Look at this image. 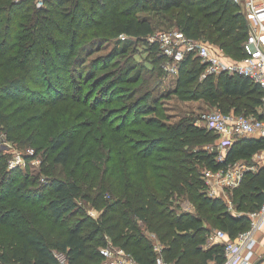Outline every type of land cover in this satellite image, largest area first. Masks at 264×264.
<instances>
[{
	"label": "trees",
	"instance_id": "1",
	"mask_svg": "<svg viewBox=\"0 0 264 264\" xmlns=\"http://www.w3.org/2000/svg\"><path fill=\"white\" fill-rule=\"evenodd\" d=\"M141 11L166 18L167 28L189 38L212 40L232 60L246 53L249 26L235 0H46L42 8L33 0H0V123L38 151L46 148L48 159L64 168L80 136L90 142L87 154L98 149L96 124L97 133L110 137L113 156L103 166L87 157L85 182L70 171L31 185L21 169H6L0 177V226L11 234L0 241V264H61L54 248L65 253L67 264H103L101 248L109 240L141 264H156L157 243L171 264H221L224 246L212 243L213 229L235 239L250 227L249 212L264 202V164L244 175L233 211L223 197L206 193L204 179L207 169L254 161L264 150V135L238 137L221 161L213 128L197 125L194 116L171 121L150 84L131 87L141 81L142 69L120 66L115 56L154 32L153 19ZM105 42H114L113 53L93 56ZM150 46L156 62L163 61L167 55L159 44ZM203 68L187 53L170 95L259 116L264 89L258 83L241 74L201 78ZM53 91V100L46 101ZM120 100L112 111L109 106ZM81 111L93 123L79 121ZM93 170L97 175L91 178ZM79 198L99 216L92 218ZM185 199L193 203L190 210L181 205Z\"/></svg>",
	"mask_w": 264,
	"mask_h": 264
},
{
	"label": "built area",
	"instance_id": "2",
	"mask_svg": "<svg viewBox=\"0 0 264 264\" xmlns=\"http://www.w3.org/2000/svg\"><path fill=\"white\" fill-rule=\"evenodd\" d=\"M235 1L241 4L242 12L249 26L248 38L244 45L246 51L244 57L236 61L225 60L221 55L212 52L207 41L189 38L182 31L174 29L157 35L164 53L170 55L173 60L169 64V72L177 75L180 62L187 53L191 52L200 59L204 66L201 78L217 77L223 74H241L251 78L264 89V0ZM258 112L259 116H248L217 109L204 114L201 119L202 124L200 121H197L196 124L200 126L205 124L216 131L220 137L219 147L222 150L219 159L224 161L225 152L238 137L251 134L264 135V99ZM27 155H19L12 166L22 165ZM261 156L259 158L262 160L259 165L264 164V156L263 158ZM259 165H250L246 161L239 160L216 170H205L206 193L210 196L228 198L226 190L238 188L246 172L256 170ZM229 202L231 205V201ZM188 208L186 207L184 210H190ZM249 216L250 227L240 232L235 239L228 237L222 229L215 230L213 240L224 246L225 259L221 264H254L258 245L264 247V239L258 237L259 232L264 229V202L258 210L249 212ZM113 246L122 256L114 258L112 257L114 249L102 247L101 252L105 256L103 264H141L122 247L114 244ZM156 249L159 252L156 264H171L161 252L162 245L157 243ZM57 257L61 264L67 262L66 256L63 259L58 255ZM207 264L220 263L210 260Z\"/></svg>",
	"mask_w": 264,
	"mask_h": 264
},
{
	"label": "rangeland",
	"instance_id": "3",
	"mask_svg": "<svg viewBox=\"0 0 264 264\" xmlns=\"http://www.w3.org/2000/svg\"><path fill=\"white\" fill-rule=\"evenodd\" d=\"M33 4L38 8H42L46 6V0H33ZM139 15L147 16L153 19L155 30L150 36L147 37V39L137 41L133 46V48L132 49L130 48L127 53L121 54L118 57L115 56L117 60L116 63H118L120 66L126 65L127 63H133L134 65H138V67L142 69L143 77L141 81L138 84H131V87L133 88L141 84L144 85V83H146V87H148V85L150 84L149 89L151 88L153 90L154 99L155 100L157 99L158 103L165 108L166 113L168 114L171 121L179 120L182 117L194 116L197 117L196 123L197 121L201 122L202 116L204 114H207L212 110H217L219 109V107H217L216 105H212L211 103H209L207 100L204 99L181 100L174 94L170 95V93L173 91L175 87V80H176V74L171 73L168 70L169 64L173 62L172 57L170 55H167L163 61H159L157 63L156 62L157 53L153 51V49L150 46L151 44H159L160 48L162 49L161 44L158 41L157 35L162 32L173 31L176 28H167L166 27L167 24L165 23L166 18L154 16L153 13L141 11ZM202 40L207 41L209 43L212 52L221 55L225 60L236 61V60H232L233 57H231L223 48L219 47L217 43H214L212 40H207V39H202ZM113 46H114V42H105L101 48H97V52L94 53L93 56L99 54L109 55L113 53ZM114 69H112V71H114ZM56 93L57 91H53L52 95L46 93L45 96L46 101L53 100V98L55 97L54 95ZM120 101L114 102L111 104V106H109L115 109V110L112 109V111L119 110L117 106L123 103L122 102L123 100ZM104 103L106 102L104 101ZM230 112H234V111L231 110ZM29 113H31L30 110L29 111L27 110V114ZM15 114H16L15 117H13L12 119L18 117V113ZM27 114L26 112H24V114L22 115L25 116ZM80 115L81 116L78 119L79 121H86L87 122L86 124L93 123V121L90 119L91 118L90 115L88 116V112L81 111ZM114 119L121 120V117L117 116ZM92 130L95 131L94 137L98 140L97 141L98 149L87 154L91 148L90 142L88 140L82 141V136H80L78 138L75 155L71 158L69 162V166L64 168L60 165L58 166L54 165L51 162V160L48 159V153L47 152L45 153L46 148L40 149L38 151L35 147L31 146V144L23 142L24 140L22 138L14 135L11 136L6 129V124L0 123V165L2 167V169L0 170V177H2V174L6 169L8 170L21 169L23 173H26V175L29 176L31 180V185L35 182L37 185L38 184L43 185V184H48L49 181L54 176L64 177L67 175V173L71 171L74 173L75 176L80 177L82 182H85L87 178H85L84 176L87 173L89 167L91 166V163L89 161H85L87 157L93 159V161L94 160L100 161L102 166L104 165L105 162L107 164L110 163L113 157L111 154V150H108V143L110 141V137H106L105 134L97 133L96 124H94ZM98 132H102V131L99 130ZM100 144L104 146H101ZM102 148H104L105 153L100 156L99 151L100 149L102 150ZM29 151H32V153H29ZM19 155L22 156L27 155V157H25L24 159L25 163L23 162L22 165H18L17 167L12 166V163L16 160V158ZM260 156L261 158H263L264 150L261 151L255 157L254 161H252L249 164L259 165V162L262 160L259 158ZM29 157H31V159H28ZM84 166H88V167L84 169ZM95 175L97 174L93 170L91 174V178ZM96 183L97 182H95L94 185H96ZM88 189L89 190L87 191L91 192L90 186ZM236 189L237 188L233 190L227 189L225 193L228 195V198L224 197L225 201L227 202L229 208L232 211L236 210L234 203V194ZM229 201H231V205ZM79 202L85 207L86 211L92 218H97L99 216L100 211L95 207H93L91 203L88 202L86 199L79 198ZM181 205L184 208L189 207L191 209L193 207V203L189 199L183 200ZM54 229H56V231L59 230V228L56 227ZM213 232L215 233V229H213ZM9 234H11V229L8 226H3V225L0 226V241H7ZM107 238L109 237L107 236ZM3 244L4 243L2 242L1 245ZM104 247H111V249H114L112 250L113 251L112 257L116 258L122 256L118 250H115L116 247L113 246L111 240H109ZM54 252L62 259L66 256L64 252L60 251L57 248H54ZM263 261H264V247L262 245H258L254 264H263ZM10 264H21V263L12 261ZM65 264H67V262Z\"/></svg>",
	"mask_w": 264,
	"mask_h": 264
},
{
	"label": "crops",
	"instance_id": "4",
	"mask_svg": "<svg viewBox=\"0 0 264 264\" xmlns=\"http://www.w3.org/2000/svg\"><path fill=\"white\" fill-rule=\"evenodd\" d=\"M258 237H259L260 239H262V240L264 239V230H262L261 232H259ZM212 243L215 244V243H219V242L213 240Z\"/></svg>",
	"mask_w": 264,
	"mask_h": 264
}]
</instances>
